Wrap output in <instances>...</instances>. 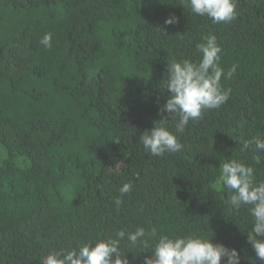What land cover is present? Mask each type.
<instances>
[{
	"label": "trees",
	"instance_id": "16d2710c",
	"mask_svg": "<svg viewBox=\"0 0 264 264\" xmlns=\"http://www.w3.org/2000/svg\"><path fill=\"white\" fill-rule=\"evenodd\" d=\"M182 3L0 0V264H41L52 249L139 226L209 235L239 264H261L250 215L231 209L218 180L235 158L264 181V152L243 148L264 138V0H237L236 18L221 23ZM48 32L51 47L40 43ZM208 34L224 72L235 66L221 79L229 98L177 134L180 152L153 156L139 136L170 119L160 110L167 62L197 61ZM124 183L132 188L121 196ZM149 245L121 242L129 264H144Z\"/></svg>",
	"mask_w": 264,
	"mask_h": 264
},
{
	"label": "clouds",
	"instance_id": "9594fccd",
	"mask_svg": "<svg viewBox=\"0 0 264 264\" xmlns=\"http://www.w3.org/2000/svg\"><path fill=\"white\" fill-rule=\"evenodd\" d=\"M183 6L190 8L198 16H207L213 23L230 22L237 16V0H183ZM176 23L174 15L168 16L164 24ZM197 44L200 57L197 61L189 59L167 62L165 88L168 96L160 109L169 118L154 121L153 127L144 130L139 141L146 152L153 156L180 152L182 145L177 134L183 133L190 120L202 117L205 110L218 109L225 104L230 89L221 85L222 77L230 79L235 73V66L224 72L219 65L221 47L214 34H208ZM45 47H51L52 34L45 33L40 40ZM169 120L175 121L174 131L169 128ZM253 147L257 152H264V138L253 136L243 142V148ZM260 156L253 160L260 163ZM255 170L242 160H225L220 169L218 183L228 191L226 203L234 212L245 208L251 217L248 241L255 256L264 264V181L257 182ZM132 188L131 183H124L120 188L121 196ZM114 204L119 210L122 199L116 197ZM154 239L150 256L144 257V264H239L240 256L235 248H228L221 243H214L209 235L159 234L155 227L143 226L134 230L117 229L114 236L99 237L78 247L52 249L40 258L41 264H129L126 255L132 248L147 249L149 241ZM126 241L128 251L121 242Z\"/></svg>",
	"mask_w": 264,
	"mask_h": 264
}]
</instances>
